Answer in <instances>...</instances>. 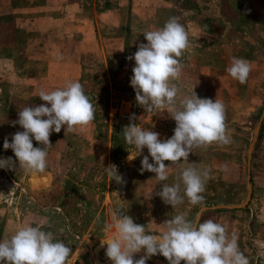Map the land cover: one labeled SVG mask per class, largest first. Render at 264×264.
Instances as JSON below:
<instances>
[{
	"label": "rangeland",
	"instance_id": "obj_1",
	"mask_svg": "<svg viewBox=\"0 0 264 264\" xmlns=\"http://www.w3.org/2000/svg\"><path fill=\"white\" fill-rule=\"evenodd\" d=\"M170 17L185 27L190 47L179 58L177 104L192 90L198 98L221 100L226 109V134L231 143L192 150L188 162L210 174L203 205L172 208L156 195L162 184L178 181L186 162L171 166L168 179L141 172V160L126 143L122 130L135 114L136 123L159 133L174 134L167 109L144 111L130 86L134 60L143 33L162 28ZM233 57L251 62L246 83L227 72ZM80 82L96 107L87 126L50 134L47 167L33 173L19 166L4 139L23 129L18 111L46 102L40 91ZM194 88V89H193ZM50 106V105H49ZM264 0H0V158L16 161L0 169V240L24 224L40 225L54 240L72 249L66 264H112L102 243L113 233L105 226L117 208L160 234L166 220L180 213L196 221L202 208L235 206L248 195V151L251 197L242 208L203 211L198 222L212 219L237 237L249 264H264ZM256 135V127L260 123ZM67 129V126H65ZM33 146L40 144L33 139ZM149 162L151 157L149 156ZM170 162L165 161L167 166ZM115 165L123 184L110 180L104 167ZM134 255V260L144 256ZM146 264H168L161 255ZM181 264H184L182 261Z\"/></svg>",
	"mask_w": 264,
	"mask_h": 264
},
{
	"label": "clouds",
	"instance_id": "obj_2",
	"mask_svg": "<svg viewBox=\"0 0 264 264\" xmlns=\"http://www.w3.org/2000/svg\"><path fill=\"white\" fill-rule=\"evenodd\" d=\"M143 36L147 43L138 44L136 52L127 57L135 62L130 78L135 101L144 111L167 109L176 126L174 134L162 141L159 133L136 123L137 117L133 114L122 130L123 137L127 144L135 147L138 155L147 148L148 155L141 160V172L154 173V179L159 181L168 179L172 165L186 162L187 166L178 176L184 186L183 195L180 182L162 184L156 193L165 204L174 208L187 197L192 205H203L202 193L210 174L207 169L198 170L196 163H189L188 158L194 148L232 142L226 134L225 105L221 100L198 98L193 90L177 104L180 89L174 81L179 79L183 69L179 58L190 47L187 31L178 18L170 17L162 28L146 31ZM227 72L244 84L251 72V62L233 57ZM39 99L46 103L18 111V119L11 126L18 124L23 131L16 132L11 142L6 137L3 143L5 150H12L19 166L33 173L43 172L47 167L51 133H59L62 128L71 131L76 126H87L95 119L96 111L80 82H70L65 88L50 92L42 90ZM33 139L40 147L33 146ZM16 161L11 157L0 158V169L12 170ZM165 161L170 164L166 166ZM104 169L110 180L124 183L115 165ZM123 212L117 208L113 221L105 226L107 232L113 233L102 243L107 245L106 256L112 264H146L156 255L163 256L168 264L182 261L184 264H249L239 250L237 237L233 235L229 239L226 228L212 219L198 222L180 213L161 224L162 233L153 234ZM141 250L145 255L134 260V255ZM71 253L69 246L54 240V234L42 230L40 225L24 224L9 238L0 240V264H66Z\"/></svg>",
	"mask_w": 264,
	"mask_h": 264
},
{
	"label": "water",
	"instance_id": "obj_3",
	"mask_svg": "<svg viewBox=\"0 0 264 264\" xmlns=\"http://www.w3.org/2000/svg\"><path fill=\"white\" fill-rule=\"evenodd\" d=\"M264 118V114L262 115L261 119ZM260 124H261V121L260 123L258 124V126L256 127V135L258 134V131L260 129ZM253 146H254V143H252L249 147V151H248V162H247V166H248V172H247V182H248V195H247V198H246V201L240 205H235V206H220V207H213L211 209H208V208H202L200 210V212L198 213L197 215V218H196V221L199 220L201 214L203 211H206V210H213V209H216V208H227V209H235V208H242L243 206H245L246 204H248V202L250 201V197H251V192H252V189H251V185L249 184V179H250V175H249V168H250V158H251V152H252V149H253Z\"/></svg>",
	"mask_w": 264,
	"mask_h": 264
},
{
	"label": "bare ground",
	"instance_id": "obj_4",
	"mask_svg": "<svg viewBox=\"0 0 264 264\" xmlns=\"http://www.w3.org/2000/svg\"><path fill=\"white\" fill-rule=\"evenodd\" d=\"M101 247H106L107 245L106 244H104V245H100Z\"/></svg>",
	"mask_w": 264,
	"mask_h": 264
}]
</instances>
